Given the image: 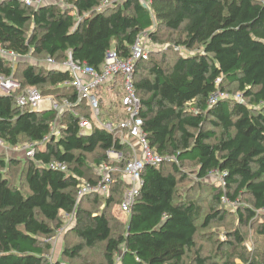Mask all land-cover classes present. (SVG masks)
<instances>
[{
	"label": "trees",
	"instance_id": "trees-1",
	"mask_svg": "<svg viewBox=\"0 0 264 264\" xmlns=\"http://www.w3.org/2000/svg\"><path fill=\"white\" fill-rule=\"evenodd\" d=\"M63 1L70 6L47 1L35 8L22 0H0V46L22 56L15 63L0 57V76L20 83L11 94H0V138L11 146L40 143L33 157L20 161L18 183L0 172V264H53L48 238L73 210L79 180L98 179L94 167L107 161V150L125 157L130 152L100 125L81 133L74 112L89 120L92 115L76 90L64 85L70 74L24 57L62 62L70 54L98 69L108 49L127 56L142 32L158 41L155 20L159 29L182 33L175 43L186 52L172 60L161 53L139 61L134 86L150 147L175 159L144 168L129 212L119 208L128 183L118 174L108 194L84 196L68 227L71 233L67 228L63 236L61 254L74 259L104 243L100 264H115L117 255L119 264H185L188 251L194 264H227L213 260V254L201 255L196 237L200 227L227 213L218 205L223 195L232 201L248 195L250 205L235 210L240 225L264 211V0H151L149 8L141 0H110L102 10L96 8L103 0ZM28 87L58 102L67 99L72 107L60 116L52 109H22L15 97ZM216 87L241 98L209 104ZM53 124L58 134L41 143ZM185 162L192 164L193 178L180 168ZM17 163L0 155V169ZM215 170L224 172V187L206 180ZM186 179L191 182L179 188ZM203 196L209 198L206 207L199 202ZM258 229L264 236V224ZM73 235L78 242L67 245ZM228 235L244 241L238 230ZM239 257L244 264H264V254Z\"/></svg>",
	"mask_w": 264,
	"mask_h": 264
},
{
	"label": "built area",
	"instance_id": "built-area-1",
	"mask_svg": "<svg viewBox=\"0 0 264 264\" xmlns=\"http://www.w3.org/2000/svg\"><path fill=\"white\" fill-rule=\"evenodd\" d=\"M47 1L63 2V0H22L27 6L35 8ZM112 3L113 1L103 0L96 10H102ZM141 3L144 7L149 8L151 0H141ZM145 33L146 32H143V34ZM149 52V48L145 45L139 35L130 45L127 56H123L121 52L113 48L108 49L104 60L98 69L88 65L84 61L74 60L70 54L68 58L62 62H57L50 56L42 60L44 66H54L67 71L70 74L71 79L65 82L64 85L72 86L77 92V100H85L89 106L92 120L87 119L84 115L78 112H74L79 118L81 133L87 134L92 130L94 125H100L103 129L117 136L120 142L126 143L130 147V152L126 157L122 152L112 149L107 150V161L94 167L98 176V179L95 182L91 183L84 179L79 180L73 210L64 213L67 223L58 230L57 235L65 231L69 224L73 222L72 220H74L75 212L79 206L80 200L84 196L90 194H108L110 187L115 182V176L117 174L128 183V187H126L123 192L119 208L122 212H129L140 192L142 186V172L144 168L148 165L157 166L164 161L175 159L170 155H160L152 149L147 140V135L142 129L143 122L142 118L139 116L141 104L134 86V72L136 64L139 61L148 59ZM0 57L15 63L22 56L10 49L0 46ZM37 63L40 64L39 62ZM218 82L219 78L216 79V83ZM116 86L120 87L121 90L120 101L126 117L122 123L113 125L111 122H103L100 120L101 114L99 102L102 91ZM19 88L20 83L14 79L13 76H0V90L3 94H11ZM228 95L229 93L216 87L208 95L207 102L213 104L218 100L228 98ZM237 95L238 98L236 97V99H240L241 95ZM15 102L22 109L29 108L30 110L35 111L52 109L57 112L58 116H60L64 110L72 107V104L67 99L58 102L53 97L43 96L35 87L23 89L22 92L15 97ZM55 126V124L52 125L50 134L45 136L40 141L41 143L48 139L52 134H58V131L55 132ZM38 143L28 142L22 144L20 148L15 145L12 146V150L23 154L24 157H33L35 154V147ZM4 144V141L0 138V147H3ZM121 161H123V164L122 166H119ZM55 166L54 163L49 164V167ZM58 167L64 169L63 166ZM223 173L224 172H218L215 170L209 174V177H214L216 183L221 187H224L225 182ZM221 202L229 207L234 205V201L225 195L221 196ZM55 237L48 238V241L51 243L55 240Z\"/></svg>",
	"mask_w": 264,
	"mask_h": 264
},
{
	"label": "rangeland",
	"instance_id": "rangeland-1",
	"mask_svg": "<svg viewBox=\"0 0 264 264\" xmlns=\"http://www.w3.org/2000/svg\"><path fill=\"white\" fill-rule=\"evenodd\" d=\"M118 1V0H117ZM62 6H70L65 1L61 2ZM153 30L156 31L158 36V41H152L148 34L143 32L140 34V38L145 43V45L149 48L150 52L148 54V58L150 60L158 59L161 56V53H164L167 58L171 60L174 59L178 52H186L185 48L181 47V45H177L175 42L182 36L180 31L172 32L160 27L158 28V24L155 20V26ZM170 41V42H169ZM196 47V46H195ZM43 58L33 57L31 55H27L24 57L23 61H29L31 63H35L37 65H43ZM39 62L40 64H38ZM16 67V66H15ZM46 67V66H45ZM0 94H3L0 90ZM238 93H229L228 98H238ZM138 97V95H137ZM101 105L100 108L103 110V116L100 118L103 122H111L113 125H118L125 120V111L121 104V90L120 87L116 86L114 88H107L101 93ZM111 107L109 108L108 106ZM101 112V111H100ZM101 116V115H100ZM58 131V125L55 126V132ZM125 134V132H124ZM22 144L17 145L20 148ZM4 148H0V155L5 160H9L14 158L18 161L17 164L12 166H8L7 169H0V172H3V175H6L12 182H19V175L22 169V163L20 161H24L25 157L23 154L17 153L12 150V146L5 143ZM9 153V154H8ZM15 153V154H14ZM88 160H90V156H88ZM182 170H184L188 174V179L193 178V174L191 171L192 164L189 162H185L184 165L180 166ZM186 179L182 183L179 184V188L183 189L190 182ZM206 180L210 183H216V179L213 177H208ZM224 190V189H222ZM209 198H201L200 203L206 204L209 202ZM225 207L227 213L223 217H217L215 221H213L206 228H199L198 235L196 237V246H200L201 255L211 256L213 260H219L220 262H226L227 264H244L243 258L239 257V254H243L244 257H261L264 254V236H260V231L258 226L260 224H264V211L258 212V217L255 221L250 222L249 224L240 225L238 223V219L236 216V207H246L250 205L249 197L247 194L241 193L238 198L234 201V205L232 207L226 206L221 202L218 204ZM120 213L119 210H117ZM220 218H222L220 220ZM73 221V220H72ZM64 225L67 223L66 218H63ZM72 224H69L68 227H71ZM73 227V226H72ZM71 227V228H72ZM68 228V232H70ZM238 230L242 233L244 241L242 244H239L233 235H228V232H234ZM67 232L66 230L59 233L55 240L51 242L53 248L48 252V259L53 264H100L104 262V243H98L96 246L92 248H86L83 250L82 254L79 257L74 259H67L62 256L61 250L62 245L59 246L56 239H64L63 236ZM67 245L74 244L78 242V238L76 235L70 236L69 239L66 240ZM63 243V242H62ZM192 251H188L187 256L185 258V264H194ZM115 264H119V256L115 257Z\"/></svg>",
	"mask_w": 264,
	"mask_h": 264
},
{
	"label": "crops",
	"instance_id": "crops-1",
	"mask_svg": "<svg viewBox=\"0 0 264 264\" xmlns=\"http://www.w3.org/2000/svg\"><path fill=\"white\" fill-rule=\"evenodd\" d=\"M0 148H1V149H2V148L5 149V146L0 147ZM8 154H9V153H8ZM14 154H15V153H14ZM56 236H57V235H56ZM56 241L58 242V245H59V246H61V245L63 244V243H62V242H63V239H62V238H61V239H56Z\"/></svg>",
	"mask_w": 264,
	"mask_h": 264
}]
</instances>
